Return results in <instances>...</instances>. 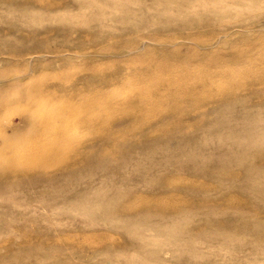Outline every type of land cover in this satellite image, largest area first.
<instances>
[{
	"label": "rangeland",
	"instance_id": "1",
	"mask_svg": "<svg viewBox=\"0 0 264 264\" xmlns=\"http://www.w3.org/2000/svg\"><path fill=\"white\" fill-rule=\"evenodd\" d=\"M0 174V264H264V0H0Z\"/></svg>",
	"mask_w": 264,
	"mask_h": 264
},
{
	"label": "bare ground",
	"instance_id": "2",
	"mask_svg": "<svg viewBox=\"0 0 264 264\" xmlns=\"http://www.w3.org/2000/svg\"><path fill=\"white\" fill-rule=\"evenodd\" d=\"M85 5V4H84ZM1 139H2V142H3V147L5 148L6 146H7V144H8V142L10 141V140H12V139H17L18 140V131H15V132H13V134L12 135H10V136H8V135H3L2 137H1ZM36 159V158H35ZM38 160V159H37ZM53 160V159H52ZM85 161V160H84ZM2 166H4L3 168H5L6 170H8L9 172H11L12 171V168L11 167H6V165H2ZM10 166V165H9ZM2 168V167H1ZM5 178H6V176H5ZM8 178V177H7ZM3 179H4V175H1L0 174V185L2 184V182H3ZM18 179H16V181H17ZM7 181H8V179H7ZM12 183H13V180L11 181ZM16 183V182H15ZM10 186H12V185H10ZM5 187V186H4Z\"/></svg>",
	"mask_w": 264,
	"mask_h": 264
}]
</instances>
